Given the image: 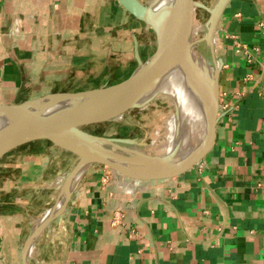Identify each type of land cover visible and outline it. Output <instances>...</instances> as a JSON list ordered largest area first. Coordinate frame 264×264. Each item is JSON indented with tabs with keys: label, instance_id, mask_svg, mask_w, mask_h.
Instances as JSON below:
<instances>
[{
	"label": "crops",
	"instance_id": "0c3cea01",
	"mask_svg": "<svg viewBox=\"0 0 264 264\" xmlns=\"http://www.w3.org/2000/svg\"><path fill=\"white\" fill-rule=\"evenodd\" d=\"M262 19L264 0H232L220 19L222 116L208 155L153 181L90 165L65 210L29 241L28 264H264ZM136 39L147 61L156 35L118 0H0V104L117 84L139 67ZM78 158L38 140L1 159L0 264H25L26 241Z\"/></svg>",
	"mask_w": 264,
	"mask_h": 264
},
{
	"label": "water",
	"instance_id": "95a60500",
	"mask_svg": "<svg viewBox=\"0 0 264 264\" xmlns=\"http://www.w3.org/2000/svg\"><path fill=\"white\" fill-rule=\"evenodd\" d=\"M121 6L139 21L154 31L157 47L153 55L143 61L135 40V54L139 67L127 79L113 85H106L85 91L56 92L19 103L0 104V117L7 120L0 125V161L10 151L30 142L45 140L70 151L79 157V162L65 179L68 185L74 180L80 168L88 164H99L118 174L144 181L171 179L185 174L199 164L212 150L221 113V72L223 60L217 57L215 35L225 9L232 0H219L215 7L202 8L210 13L205 41L211 52L214 74L209 79L201 76L195 66H191L188 76L195 90L206 96L207 128L204 139L189 154L179 156L178 151L167 154H151L121 147L122 144L135 145L137 140L105 137L87 131L83 125L110 120L126 111L142 108L144 98L154 91L167 70L179 62L183 44L189 41L187 34L188 9L195 0H172L155 9L159 0L149 5L140 0H118ZM198 41L190 44V51ZM154 99V98H153ZM153 99L146 103L152 102ZM55 110L44 115L47 110ZM51 216L35 230L24 246L23 257L28 264L26 248L29 241L40 235L43 229L66 208Z\"/></svg>",
	"mask_w": 264,
	"mask_h": 264
},
{
	"label": "bare ground",
	"instance_id": "6f19581e",
	"mask_svg": "<svg viewBox=\"0 0 264 264\" xmlns=\"http://www.w3.org/2000/svg\"><path fill=\"white\" fill-rule=\"evenodd\" d=\"M170 1L172 0H159L155 4V9L160 8ZM201 6L202 3L200 2L189 5L187 34H189L191 40L183 44L182 55L179 62L167 70L154 91L143 100L142 104L145 105L148 100L158 97V95H166L170 100V104L176 108V112L171 114L164 121L165 132L163 137L161 138L160 130L158 129L153 136L152 144L148 147L147 153L167 154L178 151L179 156H183L189 154L204 139L208 116L206 96L195 90L191 78L188 76L191 66H195L198 73L203 77L206 76V78L212 79L214 74V70L200 64L197 56L190 52V44L196 41L195 39L198 33L203 28V25L197 17L198 8ZM214 39L217 46H219L220 38L217 36V33ZM54 111L53 109L47 110L44 115H50V113ZM6 122L7 120L5 118L0 117V125ZM87 168L88 164L83 165L75 175L71 184L68 185L66 183L64 185L57 205L46 213L42 219H38L35 224L36 232L40 231L43 224L47 222L51 216L58 213L64 207L69 194L73 193L79 179ZM27 252L29 253V251H26V254Z\"/></svg>",
	"mask_w": 264,
	"mask_h": 264
},
{
	"label": "rangeland",
	"instance_id": "374dc122",
	"mask_svg": "<svg viewBox=\"0 0 264 264\" xmlns=\"http://www.w3.org/2000/svg\"><path fill=\"white\" fill-rule=\"evenodd\" d=\"M140 1L145 5H149L151 3V0H140ZM195 1L200 2L203 5L212 8L218 4L219 0H195ZM197 17L201 22V24L203 25V28L200 30V32L197 35V38L195 39L198 42L194 44L193 51L190 52H192L197 56V58L200 61V64H202L206 68H210L214 70V64H213L210 48L205 41L200 42V40L206 34L210 13L204 8L200 7L198 8ZM189 38L190 41L191 37L189 36ZM214 42H215V47L219 48L220 45L217 46L216 41ZM145 105L147 106L126 111L116 117H113L110 120L84 124L83 127L87 131L100 136L137 140L138 144L135 145L122 144L120 146L124 148H128L130 150L141 151L146 153L148 152V147L152 144L153 136L156 133V131H158V129L160 130L161 138L163 137V134L165 132L164 121L167 117H169L171 114L176 112V108L170 104V100L168 97H166V95L164 96L158 95V97H154L152 102ZM77 163L73 167H70L68 174L77 165ZM63 183L64 181H62L60 184H62L64 187ZM56 198L57 197L49 198L46 200L49 202L47 208H50L55 204ZM58 199H60V197ZM39 214L40 213H37V215H35L34 218H38V216H41ZM33 222H34L33 219H30L29 225L32 226Z\"/></svg>",
	"mask_w": 264,
	"mask_h": 264
},
{
	"label": "built area",
	"instance_id": "2783aa9c",
	"mask_svg": "<svg viewBox=\"0 0 264 264\" xmlns=\"http://www.w3.org/2000/svg\"><path fill=\"white\" fill-rule=\"evenodd\" d=\"M260 30H261V33L262 35L264 36V19L260 20L259 24H258ZM237 52H239L240 54L242 55H245L249 58V60H252V55L250 53V50H249V47L247 44L245 43H237ZM252 80V77L251 75H247L245 78H244V82L245 83H248L249 81ZM260 91L258 92L260 95H264V86L263 87H260ZM242 93H240L241 95ZM242 96V95H241ZM235 105L232 104V105H228L226 104V106L224 107V109H229L230 107L233 108ZM237 106V105H236ZM257 188L262 190L264 192V168H263V173H262V177L257 185Z\"/></svg>",
	"mask_w": 264,
	"mask_h": 264
}]
</instances>
